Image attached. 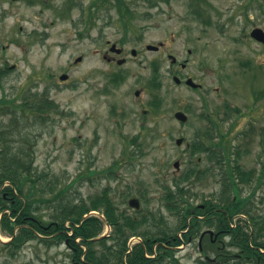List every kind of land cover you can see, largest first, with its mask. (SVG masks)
I'll use <instances>...</instances> for the list:
<instances>
[{
    "label": "rangeland",
    "instance_id": "rangeland-1",
    "mask_svg": "<svg viewBox=\"0 0 264 264\" xmlns=\"http://www.w3.org/2000/svg\"><path fill=\"white\" fill-rule=\"evenodd\" d=\"M112 1L75 0L67 9L70 0H0V67L7 69L0 96L17 102L46 96L53 103L25 129L33 167L48 187L35 196L63 189L56 201H80L107 187L120 211L135 217L151 211L162 222L151 221L155 229L174 228L178 216L166 209L164 187L196 160L200 168L212 165L205 153L191 154L188 144L209 124L206 112L221 117L228 105L235 110L220 124L237 168L250 173L247 180L236 175V195L248 198L252 213L264 214V167L257 163L264 161V43L250 36L253 27L264 30V0H124L131 11L126 27ZM113 43L121 54L109 51ZM120 57L126 60L118 64ZM152 61L160 64L158 89L146 83ZM174 73L191 76L201 88L175 83ZM113 74L124 77L112 83ZM156 95L158 106L150 104ZM178 110L188 116L185 122L174 117ZM7 119L0 114V124ZM211 173L202 182L190 180L185 195L191 203L221 200L222 184ZM130 197L140 200L141 212L128 205ZM56 201L36 202L35 213L51 221ZM43 238L26 240L10 254V235L0 226V264H66L65 242ZM174 255L180 264L202 258L193 246Z\"/></svg>",
    "mask_w": 264,
    "mask_h": 264
},
{
    "label": "trees",
    "instance_id": "trees-1",
    "mask_svg": "<svg viewBox=\"0 0 264 264\" xmlns=\"http://www.w3.org/2000/svg\"><path fill=\"white\" fill-rule=\"evenodd\" d=\"M74 1L70 0L66 8L73 7ZM107 3L109 4L110 1ZM112 4L116 6L120 19L126 27L128 22L126 16L131 13L130 7L124 0H114ZM88 9L90 10V7ZM82 17L84 16L82 15ZM6 71V67H0V86H2L1 82ZM123 77L122 74H113L110 75L109 80L112 83H118ZM146 83L149 87L160 88V64L156 61L150 63V76ZM33 96L35 95L33 94ZM150 102L151 105L158 106L161 100L156 95ZM50 108H53V103L46 96L36 97L34 101H28V98H24L22 102H17V97L14 96L6 94L0 96V114L8 116L7 121L0 124V212H2L0 226L8 235H13L15 227H18L15 236L6 243L10 248L9 252L10 254L14 253L26 240L57 233L54 240H67L68 244L74 246L77 249V260H80L82 253H84V259L87 261L99 262L104 260L103 254L105 251H101L100 255L96 254L93 245H105V236L100 239L96 238L103 231L104 222H106L112 227L111 238L115 243L112 248L113 264H123V255L127 250V238L134 230L137 228L154 229L151 221L154 220V226L162 225V222L157 220L151 211L141 213L139 217L135 218L120 211L111 200L108 193L109 188L107 187L100 193L89 197L88 200L56 201L55 199L59 198L63 189L58 190L53 197L35 196L37 190L44 192L48 187L46 186L47 183H43L45 180L44 174L36 173L33 167L32 151L30 148H26L27 136L25 129L31 121L33 123L39 120L37 117L43 112L46 113ZM234 110L233 107L229 108L228 105H225V112L221 117H214L211 113L206 112L204 117L209 124L201 132L199 139L188 144L191 154L197 153V156H201L205 153L212 165L200 168V161L196 160L182 172L178 179L173 180L172 185H165L162 197L166 202V209L178 216V223L174 228L160 226L159 240L162 250H164L163 243L167 238L174 237V240L171 241L174 246L180 244L181 240L178 233L182 229L190 228V231L182 234L185 241L189 235L194 237L199 232L202 224L199 223L196 216L201 213L199 211L195 212V216L188 220L195 206L189 201L185 193L188 190L186 188L190 185V180H193L194 183L202 182L205 177H211L210 172L219 177L218 180L222 184L221 199L226 212L230 216L245 215L243 218L239 216V220L243 224L237 222L236 227L231 229L229 235L230 248L236 249L237 247L244 251H242L243 254L251 255L250 242L259 243L260 238L264 237V214L252 213V208L248 206V198L236 197V175L239 179L247 180L250 178V173L236 167V157L232 156V153L235 154L236 151H232L228 147L230 142L226 137L228 131H223L220 124L224 119L230 117L231 112ZM213 134H216V136L214 137ZM37 183L39 184L37 185ZM51 188L53 187H50V190ZM143 195L145 194H142V197ZM53 201H56V204H54L55 207L50 215L51 221L45 222L40 215L35 213L37 210L35 203L53 204ZM90 210L99 211L103 214L104 219H100L96 215L84 216ZM137 212H141V209ZM26 216L30 217L31 222H28ZM66 221L68 222L65 223ZM226 226L229 227L228 222H226ZM250 228L254 229L253 233L255 234V237L251 239L249 238ZM150 234L145 233L144 236L149 237ZM76 238H79V241ZM41 240L46 243L50 241L45 237ZM263 243L262 245H264ZM226 252L233 253L227 250ZM126 264H149L140 244L134 246L127 254ZM154 264L180 263L171 250L162 251L161 257ZM199 264H206V262L201 259ZM260 264H263L262 261Z\"/></svg>",
    "mask_w": 264,
    "mask_h": 264
},
{
    "label": "flooded vegetation",
    "instance_id": "flooded-vegetation-1",
    "mask_svg": "<svg viewBox=\"0 0 264 264\" xmlns=\"http://www.w3.org/2000/svg\"><path fill=\"white\" fill-rule=\"evenodd\" d=\"M123 52V48H122ZM190 52V49L188 50ZM114 54V53H113ZM170 55V54H169ZM104 58H106L108 61L113 59V56H107L106 54L103 55ZM126 60V58H125ZM176 62V61H175ZM174 62V63H175ZM181 66V64H180ZM177 75V74H173ZM181 75H179L180 77ZM191 78L189 75H184L183 78ZM182 79V77H180ZM183 83L182 81L178 84ZM193 88V87H191ZM201 87L193 88L195 90H199ZM261 134L264 137V128L261 129ZM264 161L262 159H258V165L260 168L264 167ZM238 164L236 165V167ZM237 180H239V177L237 176ZM236 197H240L237 196ZM131 198V197H130ZM127 200V203L129 205V200ZM138 199V198H137ZM139 206L138 207H132L135 213L140 209V200L138 199ZM194 208L192 209L191 215L188 217V220L190 218L195 216V212L199 211L201 214L197 215V219L199 220V223L202 224L199 232L196 236L192 237L191 235L188 236V238L185 241V238L182 237V234L187 233L190 231V228H185L179 231L178 236L181 240V243L177 246H174L171 244V241L174 240V237L167 238L165 242L163 243V249L161 247V242L159 240L160 238V232L159 228L154 229H144V228H137L134 230V232L127 238L126 246L127 250L123 255V264H126L127 260V254L133 249L136 245H141L143 248L144 256L146 258V261L149 264H154L159 260L161 257L162 251H173L175 253L176 251H181L186 249L188 246H193L197 249V251L201 254V259L206 262V264H260L261 261L264 264V245H262L264 241V237L260 238V242L256 243L251 241L249 244V247L251 249V255L250 254H243V250H240L236 247L235 253H227L226 249H230V232L233 228L232 225H229V219L231 216L226 212L223 201L220 198H206L203 200V202L194 204ZM139 208V209H138ZM130 214L131 213H126ZM26 219L30 220L29 216L25 217ZM135 218V216H134ZM208 222V223H207ZM226 222H228L229 227L226 226ZM250 235L249 238L255 237L254 229L250 228L249 230ZM145 233H151L149 237H145ZM57 233L49 234V235H43L42 237L47 238V240L53 239L56 236ZM112 234V227L110 226L109 229L105 231V237L106 241H109L110 243L105 245L97 244V249H95L96 254H101V251H105L103 254L104 260H101L99 262L94 261H87L84 259V253L80 260L76 259L77 255V249L68 244V241L65 240V244L67 245V249L69 251V260L66 264H113L114 256L112 248L115 246L114 240L111 238ZM144 236V237H143ZM264 244V243H263ZM101 247H104L105 249H99ZM235 249V248H234ZM243 251V252H242ZM235 261V262H234Z\"/></svg>",
    "mask_w": 264,
    "mask_h": 264
},
{
    "label": "water",
    "instance_id": "water-1",
    "mask_svg": "<svg viewBox=\"0 0 264 264\" xmlns=\"http://www.w3.org/2000/svg\"><path fill=\"white\" fill-rule=\"evenodd\" d=\"M250 36L260 42H264V30L260 27H254L251 31H250ZM148 49H153V50H157L158 49V46L157 45H151V44H147L146 46ZM110 51L112 52H115L117 54H119L121 52V48L117 47L115 43L111 44L110 48H109ZM131 53L134 55L135 54V49H132ZM171 61H175V57L174 56H171ZM77 60L80 59V57L76 58ZM124 58H121V59H118L117 60V63L118 64H121L124 62ZM185 66V63H182V67ZM59 78L61 80H64L67 78V74L66 73H63L59 76ZM173 80L176 82V83H179L180 82V79L177 77V76H173ZM185 83L189 86H192V87H198L200 84L196 83L192 78H187L185 80ZM139 91L136 90L135 91V94H138ZM174 117L182 122H185L187 120V115L183 112V111H176L174 113ZM183 138L182 137H177L175 139V143L176 144H180L182 142ZM174 167L175 168H178L179 167V161L176 160L174 161L173 163ZM129 205L132 206V207H138L139 206V202H138V199L137 198H130L129 200Z\"/></svg>",
    "mask_w": 264,
    "mask_h": 264
}]
</instances>
